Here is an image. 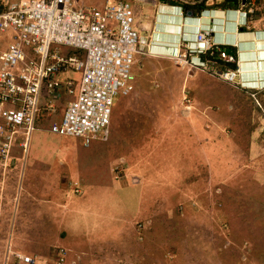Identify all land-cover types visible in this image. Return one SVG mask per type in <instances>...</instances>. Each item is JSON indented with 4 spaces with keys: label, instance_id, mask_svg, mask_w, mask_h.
Returning <instances> with one entry per match:
<instances>
[{
    "label": "rangeland",
    "instance_id": "1",
    "mask_svg": "<svg viewBox=\"0 0 264 264\" xmlns=\"http://www.w3.org/2000/svg\"><path fill=\"white\" fill-rule=\"evenodd\" d=\"M100 1L106 0H76L88 6ZM128 1L137 22L149 27L140 29L145 44L134 55L132 92L115 99L108 138H96L89 146L80 138L49 131L72 96L58 90L61 96L52 101L55 111L48 115L44 93L29 148L11 149L10 157L14 152L18 158L16 172L0 157L2 217L10 230L5 242L17 243L23 253L37 249V240L40 251L62 246L65 263L74 254L71 249H82L99 258L98 264H264V61L248 72L255 91L163 59L168 48L175 49L177 38L162 33L169 18L159 19L164 15L157 9L160 1ZM253 8L254 22H264V5ZM236 21L227 12L222 28L213 29V40L235 32ZM183 26L192 40L194 28L185 20ZM9 40V33L0 32V51ZM35 135H40L38 141ZM49 170L55 171V185L69 182L83 188L73 193L85 199V213L49 217L72 198L71 189H46ZM31 177L39 186L34 197L25 190ZM50 195L59 206L44 210L49 233L42 236L33 219V230L19 227L23 202ZM19 231L25 233L22 238ZM58 231L67 236H58ZM5 242H0V264ZM111 253L117 258L112 262ZM83 260L86 264L88 258Z\"/></svg>",
    "mask_w": 264,
    "mask_h": 264
},
{
    "label": "built area",
    "instance_id": "2",
    "mask_svg": "<svg viewBox=\"0 0 264 264\" xmlns=\"http://www.w3.org/2000/svg\"><path fill=\"white\" fill-rule=\"evenodd\" d=\"M253 6L251 1L244 15L253 17ZM140 31L128 0H106L101 6H85L76 0L7 1L6 9L0 11V32L10 34L7 47L0 51L3 165L10 161L15 145L27 150L42 115L44 93L48 94L44 104L48 115L55 111L52 101L60 98L58 90L72 96L50 126L51 133L80 138L83 146L96 138L106 140L115 99L134 88V55L142 53L145 44ZM173 60L233 85L242 74L239 67H220V62H232L234 57L212 41L210 28L197 31L183 43ZM69 72L78 75L71 77ZM6 254L15 255L17 264H35L33 257L15 253L10 243ZM64 254L60 249L55 264H64Z\"/></svg>",
    "mask_w": 264,
    "mask_h": 264
},
{
    "label": "crops",
    "instance_id": "3",
    "mask_svg": "<svg viewBox=\"0 0 264 264\" xmlns=\"http://www.w3.org/2000/svg\"><path fill=\"white\" fill-rule=\"evenodd\" d=\"M253 1V5L256 6L257 4L258 5H264V0H260L258 3H255L254 4V0H250V2ZM102 1L98 2V3H95L93 6H101ZM151 3V2H150ZM149 3V4H150ZM154 2H152L151 4H153ZM81 5L83 3H80ZM145 4V3H144ZM85 5V4H83ZM85 6H88V5H85ZM260 9V8H259ZM174 10L176 9H172L171 12H175ZM207 17V16H206ZM206 17L204 18V20L201 21V23H207L208 19H206ZM257 17V16H256ZM167 18H169V25L173 24L174 27H172L173 29V32L174 33V38L176 37L177 39L179 38L178 34H179V30H180V27L182 26L183 27V18H180L178 16H168ZM259 19V18H258ZM260 20H264L263 17H261ZM138 21V20H137ZM186 21V24L187 25H190L191 26V22L193 23V20L192 19H185ZM145 28H149L148 27V24L147 23H140L138 22V27L140 29H142L143 27ZM194 26V24H193ZM200 26V23L197 24V27L194 28L196 31ZM252 29V30H251ZM249 29L250 31L248 32H243L240 34L237 33V29L236 27L234 28V35H233V38H229L228 39H225L223 37L215 40V42L217 43H231L233 45H241V49H239V52L241 53L240 56H241V62H243V67H244V61H251L252 63H250L248 66H251V67H254L255 65H259L260 62H258L259 60H262L264 61V59H261L262 57L264 58V32L260 31V30H264V22H261V23H257L256 21L255 22H252V28ZM175 30V31H174ZM171 35V33H170ZM173 36V35H172ZM171 36V37H172ZM188 36V35H187ZM231 41V42H230ZM172 49L168 48V51L167 53H171ZM247 52H252L250 55L247 53ZM169 55V54H167ZM165 57L166 59H169L170 57L169 56H166V55H162L161 58ZM168 57V58H167ZM164 59V58H163ZM244 71V69H243ZM245 75V74H244ZM206 74L203 72L202 73V76H201V83L202 81L206 78L205 77ZM246 77V76H245ZM243 77L244 80H248V81H251V79H248L247 77L245 78ZM39 131V129L37 130ZM41 131V130H40ZM35 138L37 139H40V135H35ZM15 149V148H14ZM14 149L12 151H14ZM51 154V152H50ZM17 159L16 156H15V153L12 152V156H11V161H10V165H9V171L11 172H16L17 170ZM59 164V163H57ZM33 167V166H32ZM19 168V167H18ZM50 176H52V178L50 177H47L45 180H46V184H45V187L46 189H49L50 192L51 191H65L66 189H71L72 192V198H71V201L68 203V202H65L64 205H62L61 209L62 210H59L58 208V203H56L54 201V199L52 200V196L50 195V198H47L46 200H48V202L46 200L44 201H41V199H38L37 201L38 202H35V199H28L26 201L23 202V209H24V213H21V214H18V218L20 221H18L20 224H19V227H22V226H26V228L29 230H33L32 227H29V224L31 222V220L33 219L34 220V224H33V227L35 228V224L36 222L38 221V225L42 231V236L45 235V233H49L47 230L50 228V224L49 221L46 219V216L44 215L43 217V213H44V210L47 209V211L50 210L51 207H48L49 205H53L54 206V209H57L56 211L58 213L54 214V213H50L49 217H55V216H58V215H65L66 211H71L72 212V215L73 216H76V215H81L83 213H85V207H86V204H85V199H83V197H79L77 196V194L73 193L74 189L76 187H78V189H81V193L83 191V188L82 187H79L78 186H75V185H71V183H64V184H60V185H55L54 184V177L56 179V176H55V171H50ZM79 172V171H78ZM19 173V171H18ZM31 173L33 174V171H31ZM62 177V176H61ZM32 179L28 182V185H27V188H25V190L28 191V194L31 195L32 197L36 196L37 193H36V190L39 188V186H37L36 184H33V178L34 177H31ZM47 180H50V183L47 182ZM60 183L61 180H59ZM48 183V184H47ZM32 184V185H31ZM69 187V188H68ZM2 188V187H0ZM8 188V187H7ZM0 191H2L0 189ZM4 191V190H3ZM11 195L12 197V194H9ZM1 197V195H0ZM36 203V204H35ZM46 204V205H45ZM18 205V204H17ZM61 205V204H60ZM2 203L0 202V215H1V229H0V237H1V240L0 242L3 241L5 242V239L8 238V235L10 234V230L7 228V225L4 224L6 221H5V218H4V214H3V217H2ZM18 211L20 210L19 208H17ZM17 209H16V212H17ZM55 211V210H54ZM22 212V211H21ZM68 213V212H67ZM15 214V213H14ZM7 223V222H6ZM4 224L5 226V229L2 227V225ZM58 236H62V237H65V235L67 236V233L63 232V231H58L57 232ZM25 235V233H23L22 231H19V236L20 238H22L23 236ZM43 240V239H42ZM33 241H35V238L33 237ZM8 243L11 244L12 246V249L13 251H15L16 253H23L19 250V245L17 243H14L12 242L11 240H7V242H5V244L3 246H1V251L3 252V261L6 260L7 258V254H6V245H8ZM37 243V249L33 250V252L31 253H23L25 255H30L34 258H36V263L38 264V259H40V263L41 264H54L55 262V259L56 257L58 256L59 254V250L61 248H64L62 246H59L57 248H53L50 247V246H46L45 250H39L38 247H42L41 243L39 240L36 241ZM71 251L74 253L72 255H70L68 257V259L66 260V263L65 264H72V263H76L77 264H82L83 263V258H88V261L86 262V264H98L99 263V258H95L93 256L89 257L88 256V253L84 252L82 249H71ZM40 252H43V257L42 255L40 254ZM100 254L103 253L101 251H99ZM67 253V251H66ZM69 253V251H68ZM112 253L110 254V262L116 260L117 258L116 257H111ZM77 258V261H75V259ZM7 260L12 263V264H16V258H15V255H10ZM4 263V262H3Z\"/></svg>",
    "mask_w": 264,
    "mask_h": 264
},
{
    "label": "clouds",
    "instance_id": "4",
    "mask_svg": "<svg viewBox=\"0 0 264 264\" xmlns=\"http://www.w3.org/2000/svg\"><path fill=\"white\" fill-rule=\"evenodd\" d=\"M155 1L156 0H151V3L152 2H154L155 3ZM158 1H160L159 3H161V4H158V8L157 9H159L160 11H163V17H161V16H158L159 17V19H162V18H164V17H168V16H170V15H173V16H178V17H180V18H183L184 20L185 19H192L193 20V23L191 22V27L192 28H196L197 27V24L198 23H200V26H199V28L195 31V33L197 32V31H199V30H202V29H204V28H210V29H212V41L215 43V44H217L221 49H223V50H225L227 53H229L230 55H232L230 52H229V49H227V48H222V46H225V47H227L228 46V48L229 47H232V48H234L235 49V57H234V60L233 61H235L236 62V64H237V67H239V69H241V72H242V78H241V80L240 81H238V84L236 85V87L237 88H239V89H250V90H257V87H255V86H251V85H249L248 83H251L252 81H248V80H244L243 79V77H247L248 78V72H249V70H251V66H248L250 63H252L251 61H244V67H243V62H241V56H240V52H239V49H241V45L239 46V45H233L232 44V42L231 43H229V41H228V43H217V42H215L214 40H213V36H214V31H213V29L214 28H222V26H221V24L220 23H222V18H223V16L228 12V13H234L235 14V18L237 19V26H236V31H237V33L238 34H240L241 35V33H243V32H248V31H250L249 29H251L252 28V26H249L250 25V23L252 24V22H254V19L256 18V15H253V17H251V16H246V15H244V13H243V11H244V9H246L247 8V4L249 5V3H250V1L248 2V3H246L245 2V5H242L241 4V7L240 8H230V7H227V8H224V7H215V8H206V9H203V10H201L200 11V13H198V14H195L192 10H188V11H184V9H183V7H182V3H179V4H171V3H169V2H167V0L166 1H164V0H158ZM191 1H193V0H191ZM191 1H189L188 3H190ZM220 0H218V2H219ZM153 3V4H154ZM192 3H194V1L192 2ZM212 3V2H211ZM178 7H180L181 9H178ZM172 9H176V10H174L175 12H171L172 11ZM158 10V11H159ZM189 11H192L193 12V14L192 15H188V12ZM169 12V13H168ZM171 12V13H170ZM212 13H215V15L217 16L216 18H214L213 16H212ZM207 16V17H206ZM206 17V19H208V21H207V23H201V21L202 20H204V18ZM218 18H221V19H218ZM193 24H194V26H193ZM170 26H172V27H174L173 26V24H171V25H169V26H164V28H163V30H162V33L163 34H168V35H170V33H171V36L173 35L174 36V33H172L173 32V29H172V27H170ZM195 30V29H194ZM252 30V29H251ZM175 31V30H174ZM260 31H262V32H264V30H260ZM195 33L192 35V39L194 38V35H195ZM179 36V38L177 39V43H176V47H175V49L174 50H172V52L171 53H165V55L166 56H169L172 60H173V58H174V56H176L177 54H178V52H180V50H181V47H182V44L183 43H185L186 41H188L189 40V37L187 36V33L186 32H184V26L182 27H180V30H179V34H178ZM232 36V37H228V36ZM233 35H234V33H226L225 34V37H223V38H225V39H228L229 40V38L231 39V38H233ZM168 48V47H167ZM249 55L252 53V52H247ZM167 54H169V55H167ZM174 61V60H173ZM232 61V62H233ZM258 62H261V60H259ZM179 65V64H178ZM236 67V68H237ZM243 69H244V71H243ZM200 70V69H199ZM245 74V75H244ZM245 77V78H246ZM249 79V78H248ZM49 131H50V128H49ZM30 140H31V137H30ZM30 142V141H29ZM29 148V147H28ZM27 148V149H28ZM10 161H11V157H10V159H9ZM32 257V256H31ZM34 258V257H33ZM35 259V263H36V258H34ZM9 261H7V263H8ZM56 262V261H55ZM55 262H54V264H55ZM16 264H17V260H16ZM64 264H65V262H64Z\"/></svg>",
    "mask_w": 264,
    "mask_h": 264
},
{
    "label": "trees",
    "instance_id": "5",
    "mask_svg": "<svg viewBox=\"0 0 264 264\" xmlns=\"http://www.w3.org/2000/svg\"><path fill=\"white\" fill-rule=\"evenodd\" d=\"M194 1V3H192ZM190 3H182L180 0H167V2L171 4H179L182 3V7L184 11L192 10L195 14L200 13L201 10L206 8H215V7H230V8H240L242 0H212V3H209V0H193ZM250 0H246L248 3ZM7 2L3 1L0 3V11H3L6 9ZM222 48L229 49V52L235 57V49L232 47H225L222 46ZM220 67L228 68V69H235L237 67V64L235 61L231 62H220ZM256 109L261 112L260 106L255 103Z\"/></svg>",
    "mask_w": 264,
    "mask_h": 264
},
{
    "label": "water",
    "instance_id": "6",
    "mask_svg": "<svg viewBox=\"0 0 264 264\" xmlns=\"http://www.w3.org/2000/svg\"><path fill=\"white\" fill-rule=\"evenodd\" d=\"M245 2H246V0H242V3H241V4H242V5H245ZM192 14H193L192 11H189V12H188V15H189V16L192 15Z\"/></svg>",
    "mask_w": 264,
    "mask_h": 264
},
{
    "label": "flooded vegetation",
    "instance_id": "7",
    "mask_svg": "<svg viewBox=\"0 0 264 264\" xmlns=\"http://www.w3.org/2000/svg\"><path fill=\"white\" fill-rule=\"evenodd\" d=\"M259 1H260V0H254V4H255V3H258ZM246 3H247V2H246Z\"/></svg>",
    "mask_w": 264,
    "mask_h": 264
}]
</instances>
